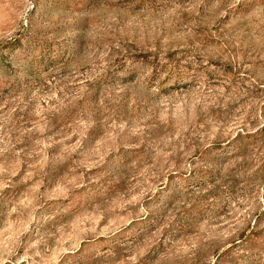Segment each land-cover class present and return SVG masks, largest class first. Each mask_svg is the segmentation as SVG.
<instances>
[{"label":"rangeland","instance_id":"rangeland-1","mask_svg":"<svg viewBox=\"0 0 264 264\" xmlns=\"http://www.w3.org/2000/svg\"><path fill=\"white\" fill-rule=\"evenodd\" d=\"M0 264H264V0H0Z\"/></svg>","mask_w":264,"mask_h":264}]
</instances>
